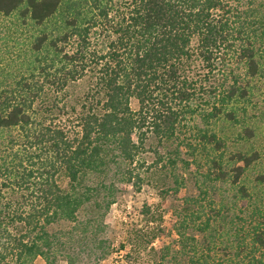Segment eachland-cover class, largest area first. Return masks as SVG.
<instances>
[{
	"label": "trees",
	"instance_id": "trees-1",
	"mask_svg": "<svg viewBox=\"0 0 264 264\" xmlns=\"http://www.w3.org/2000/svg\"><path fill=\"white\" fill-rule=\"evenodd\" d=\"M87 3L95 14L81 19ZM15 13L37 29L32 45L42 81L27 77L18 91L0 96V133L22 137L4 145L8 160L0 157V264H36L38 256L46 264H100L116 251L105 216L127 184L140 188L147 140L156 145L149 147L155 154L149 169H167L163 174L178 186L179 161L195 164L205 169L207 189L198 185L196 196L182 199L177 237L159 248L152 239L163 231L162 215L144 205L149 226L133 230L132 250L149 246L152 264H264L262 205L243 185L236 192L253 206L238 212L209 193L213 182L238 183L259 153L236 151L226 159L227 140L208 127L190 140L179 135L193 112L196 92L186 69L194 58L210 72L238 41L245 74L264 69V0H0V14ZM100 34L106 44H99ZM84 78L78 107L67 108V87ZM246 96L234 82L220 104ZM225 106L213 107L205 120L238 122ZM253 136L243 127V139ZM182 147L190 160L181 158ZM258 179L264 183V175Z\"/></svg>",
	"mask_w": 264,
	"mask_h": 264
},
{
	"label": "rangeland",
	"instance_id": "rangeland-1",
	"mask_svg": "<svg viewBox=\"0 0 264 264\" xmlns=\"http://www.w3.org/2000/svg\"><path fill=\"white\" fill-rule=\"evenodd\" d=\"M81 19H89L95 14V10L90 4H84L81 8ZM16 13L8 16L0 14V96L5 94L15 93L17 90V82L21 80L33 79L42 81L38 73V62L35 60V52L33 51V41L37 34V29L29 22H23ZM94 33L91 35L93 38ZM99 44H106L107 40L100 34L98 37ZM101 40V43H100ZM239 42L229 50L221 52L215 62L212 71L208 72L198 58L186 69V74L195 87V96L192 99L193 112L185 114V118L180 126L179 135L185 139H193L194 133L198 129L208 127L214 129L218 135L227 140V149L225 157L228 159L230 154L236 151L252 152L257 151L260 155L259 159L247 168L246 172L241 176L238 183H230V180L225 182L217 181L211 183L215 189H208L210 194H213V199L216 202L223 200L231 207V211H242L244 206L252 208L253 204H260L264 208V183L258 181L259 175H264V69L261 73L249 77L245 74L243 62L240 61L237 50ZM264 59V58H263ZM263 63V60H260ZM33 75L31 78L30 75ZM241 84L247 88V96L239 102H230L226 106L220 104L221 96L227 91L232 84ZM87 80L80 79L67 87L66 97L63 100L67 101V108L70 106L78 107L75 103L87 89ZM48 92V88H45ZM18 91V90H17ZM54 92L49 90L48 101H53ZM41 99L35 102L36 107L41 105ZM132 109H137L136 100H130ZM225 106V110L234 111L238 122L220 119L208 118L205 120V115L212 112L213 107L219 108ZM223 109V107H222ZM70 111V110H69ZM214 111V110H213ZM70 114H65L63 118H67ZM243 127H250L254 130V136L251 139H243ZM19 131L4 130L0 133V157H6L10 152L4 145L11 138L22 139ZM156 147L155 141L147 140L145 142V151L140 155L142 165L141 176L143 181L140 188H136L131 184L126 185V189L122 192L118 201L108 209L105 221L108 223L109 237L114 241L116 251L101 261L100 264H152L150 261V251L148 247H142L138 250H132L131 236L135 229L143 228L148 225L147 220L143 217L141 209L144 205H149L156 209V214L161 213V229L155 236L152 246L159 248L160 246L172 242L176 239L174 225L178 223L177 212L179 211L183 198L185 196H196L198 193V185H201L203 179L201 173L205 169H195L196 165H181L179 161L177 165L178 171L182 176L181 184L173 185L172 177L166 171H158V169H149L148 165L155 158L151 148ZM19 148L15 146L14 149ZM158 150L163 151L161 147ZM181 158L190 160V156L185 149H181ZM231 159L226 163V169L232 166ZM161 164V163H160ZM137 165V163H136ZM183 167V169L181 168ZM230 175L231 172H230ZM165 176V178H164ZM4 181V175L0 174V182ZM243 185L251 194L254 201L249 203L246 199L240 198V193L236 192L238 186ZM1 186V185H0ZM165 191V189H167ZM207 189V188H206ZM165 191V192H164ZM236 199V204L234 200ZM233 201V202H232ZM158 204L157 208L154 205ZM264 210V209H263ZM149 226V225H148ZM145 229V228H144ZM123 244V248L119 245ZM132 252V253H131ZM127 253H131L129 257ZM36 264H46L42 257H36ZM54 264H65L63 260H57Z\"/></svg>",
	"mask_w": 264,
	"mask_h": 264
}]
</instances>
